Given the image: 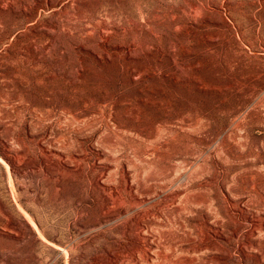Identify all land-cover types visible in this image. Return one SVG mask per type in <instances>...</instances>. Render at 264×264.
<instances>
[{"label":"rangeland","instance_id":"obj_1","mask_svg":"<svg viewBox=\"0 0 264 264\" xmlns=\"http://www.w3.org/2000/svg\"><path fill=\"white\" fill-rule=\"evenodd\" d=\"M0 264H264V0H0Z\"/></svg>","mask_w":264,"mask_h":264}]
</instances>
